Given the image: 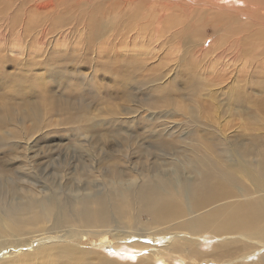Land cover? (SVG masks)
<instances>
[{
	"label": "bare ground",
	"instance_id": "bare-ground-1",
	"mask_svg": "<svg viewBox=\"0 0 264 264\" xmlns=\"http://www.w3.org/2000/svg\"><path fill=\"white\" fill-rule=\"evenodd\" d=\"M85 1L0 0V82L10 88V96L15 103L30 106L34 96L44 99V102L48 98L46 88L37 92L33 86L49 79L61 88L63 85V94L70 100L77 98L72 105L66 103L64 106L66 99L60 104L48 98L52 111L64 114L72 110L80 123L85 122L79 114L85 113L83 95L86 91L91 92L89 89L94 78L91 75L84 78L78 69L72 71L69 67L80 68V63H89L98 70L97 61L103 59L102 52L90 50L95 47L93 43L99 44V35L105 29L101 23L98 30V11L102 9L100 0L89 4ZM189 1L177 7L164 5L160 14L154 8H148V15L140 13V9L145 8L143 2L120 0V4H127L128 9H134L132 4L137 5L134 12H128L141 29L152 26V31L147 29L151 31L153 40L158 39L156 35L161 34H157L161 28L157 30L155 25L159 23L149 21V18H168V28L175 20L173 18L183 21L193 10L212 19L202 27H212L216 32L222 30L226 35L229 32L238 34L237 28H242L239 33L243 36L223 43L230 46L229 54L237 50L235 67L231 65L228 71L227 64H223L227 56L220 53V49L217 61H214L220 63L216 69L212 64H208V70L201 66L204 79L217 82L213 85L218 86V90L201 88L207 90L205 95L210 102L206 108L200 107L198 114L206 113L207 108L218 110L215 94L223 84L226 88L229 86L228 111L225 117L210 113V117H214L213 124L221 127L222 121L246 113L250 109L244 104L252 100L255 112L248 118L255 122L264 121V0H227L230 2L226 7L219 6L217 0L212 3L197 0L196 4ZM240 7L246 8L247 13ZM223 11L234 13V24L230 22L231 15L225 17ZM70 12H76V18H83L85 23L76 29L79 36L78 41L74 39L73 49L78 53L67 56L63 50L69 47L68 40L72 35L69 32L75 30L70 26ZM238 17H244L246 21L241 22ZM177 21L172 24L174 29L175 25L182 24ZM137 25L134 29L139 30ZM82 29L85 33L81 35ZM209 31L211 29H206L205 34L210 35ZM108 39L103 45L113 46L112 36ZM137 43L129 55L141 61L146 55L147 44L140 46ZM203 43H191L183 56L188 49L203 46ZM113 47L109 54H115ZM101 50L104 54L105 50ZM89 51L94 52L93 57L88 56ZM6 53L13 55L17 67L15 74L9 76L2 71L8 61ZM258 53H261L258 59L250 58ZM168 62L159 67L160 72L154 69L150 73L152 75L144 79L142 85L151 83L152 90L161 95L154 96L156 99L149 96L150 100L142 101V106L148 110L180 109L187 114L189 121L193 118L191 121L197 122L198 116L193 117L195 110L184 109L181 104L174 105L169 92L172 90L162 88L158 83L162 73L167 74L171 69L166 67ZM102 66L111 71L108 64ZM189 72L183 71L184 76ZM216 73L219 74L213 76ZM113 77L129 86L136 84L131 72H114ZM252 78L261 79L253 90L255 96L258 94L257 98L245 94ZM190 87L192 95L196 86L193 83ZM131 98L133 96L128 94V99ZM36 106L34 102L29 112L24 109L27 118L26 112H31L34 125L41 116ZM17 117L13 120L11 116L0 114V127L18 124L20 129L24 115L21 119L19 114ZM75 122L76 118L72 116L67 120L71 125ZM20 132L21 136L26 134ZM150 132L154 141L151 148L141 147L133 141L128 130L104 132L103 137H112L117 144L115 148L120 147L102 152L103 160L94 156L92 144L83 147V156L87 159L81 166L87 179H80L78 169L69 170L68 166L73 163L60 165L53 177L45 175L48 166L36 165L30 160V163L24 161L23 166H12L9 162L0 164V264H264V130H246L243 134L242 130L230 133L228 130H190L186 138L188 142L165 137L162 130ZM18 135V132L13 134L14 137ZM151 155L153 162L149 159ZM131 157L145 168L135 170ZM11 169H16L15 176L7 174ZM130 171H136L135 175L128 177Z\"/></svg>",
	"mask_w": 264,
	"mask_h": 264
},
{
	"label": "rangeland",
	"instance_id": "rangeland-1",
	"mask_svg": "<svg viewBox=\"0 0 264 264\" xmlns=\"http://www.w3.org/2000/svg\"><path fill=\"white\" fill-rule=\"evenodd\" d=\"M139 1L140 0H135V2H139ZM185 1H189V0H142L139 3L141 4L143 2V7L145 8L140 9V13L144 15H148L147 9L154 8L160 14L162 7L164 5H168L172 7H175V5L176 7L183 6V3H185ZM213 1L214 0H209L208 2L212 3ZM5 2L6 1H4L3 3ZM85 2L89 4L92 3L93 0H86ZM189 2L196 4L198 1L195 0ZM229 2L230 1L227 0H217L216 3L221 7H226L227 3ZM99 3L102 6V9L98 11V16L100 17L97 21L98 30L99 27H101V23H102V28L105 29H103L102 35H99L98 33L100 38L99 44L97 45L96 43H93L95 47L93 46L92 50H90L93 51L95 49L96 51H98L97 53H100V51L102 52L103 59L97 61L99 66L98 70L97 69L94 70L95 67H92L89 63L86 65L80 63L79 65L80 68H74L71 66L69 67V69H71L72 71L73 69L74 70L78 69L79 73L81 75H84V78L88 77L89 75H91L94 78L92 87L91 89H89L91 90V92L88 93V91H86V94L84 93L83 95L84 98L83 102L85 103V113L83 115L79 114L83 116V118H85V122L80 123L79 118L74 112H72V110L71 111L69 110L68 113H64V114H61V112L52 111L51 103L49 100H47L48 98L56 100L60 104L64 103L66 99L67 101H65V103L62 104L63 106L67 105L68 103L72 105L73 102L77 101V98L70 100V98L66 97L63 94V89H64L63 85L61 88L56 83L48 79L46 81H41V85L39 86H33V88L37 92L42 90L43 87H45L46 96H48V98L44 102H43L44 99H38L36 98V96L33 97L34 100L32 99V102L33 103L35 102V104L38 105L36 107L40 110V114H41L40 119L38 120L34 119L36 123L34 125V123L32 124L31 122V118H32L30 117L31 112L28 113L29 108L32 106L33 103L30 102L31 104L30 106L25 105L24 103L23 104L15 103L12 97L10 96V88L1 84L0 82V108H1L0 114L4 115L5 117L11 116L13 120L14 119L17 120L18 114L20 119L24 115L23 118L24 121H22L23 123L20 122L21 125L23 124L22 127H20V129H18L19 127L18 124H8L6 126L2 124L3 126L0 127V138H2V141H0V164L10 163L9 165L12 164V166L13 165L23 166L25 162H29L30 160L31 163H34L36 165L41 164L48 166L47 173L45 175L47 177H53V174L58 173L57 169L60 165H63L65 163H73L71 166H68L69 170L78 169V172L80 173L79 177L80 179H82L85 177L81 165L83 164V160L86 161L87 159L86 157H84L85 154L83 151V147H88L89 144L90 145L92 144L91 146L93 147V151H94L93 154L94 156H97L99 160L102 159L101 157L102 152L105 153L106 150L111 151L114 149H118L120 147L119 146L118 148H115L117 144L115 140L112 139V137L111 138L103 137L104 136L103 133L106 131L108 132V130L110 131L121 130L122 132H124V130H128V135H130V137H133L134 139L133 141H137V144L141 145V147L145 146L146 148L147 147L151 148L150 145L154 144L150 132L151 130H162L163 132L165 131L164 132L165 137L168 138L176 137L182 140L183 142H188L186 138H188L187 133H189L190 130H226V131L228 130V133L233 132L234 130H242V134L245 133L246 130H264V121L262 119H260L261 122H255L252 119L248 118L249 115H254L253 111L255 112L254 110L255 103L253 102L251 97L250 100L252 101L250 103L246 102L244 104V106L250 109L251 111L247 110L246 113H241V115L239 113L238 115H240L241 117L235 115L232 118L230 117L227 121L226 120L222 121L221 123L223 125H221V127L211 122L212 120H214V117H210V113H215L216 117L226 116V113L228 111L227 105H229L228 85L226 88L223 84H220L219 86L220 90L215 94V99L216 102L218 103L217 111H210L212 109L209 110L207 108L206 109L207 114L205 112H203L205 114L202 113V115L198 114L200 107L206 108L210 102L208 97L205 95V91L207 90L205 89L201 90V88L209 87L211 89L215 88L218 90V86L213 85V83H217V82H213L214 80L204 79L205 76L203 75L204 71L202 69L203 65L206 66L205 68L207 70H208V64L209 65L212 64L213 67L216 69V66H218V64L220 63L214 61H217L216 60L217 59L216 56L218 54L217 51L220 49L221 51L219 52L220 53L223 52L227 56L226 63L223 62V64H227L226 68H228V71L231 65L235 67L236 58L238 57V55H236L237 50L231 55L229 54L230 46L227 43L226 44L223 43L227 40L234 41L238 37L243 36L244 34L239 33L240 29L242 28L237 26L238 28L236 31L238 32V34H235V32L233 33L229 32L228 33L229 35H226L222 30L216 32L212 30V27L209 26L202 27L205 23L209 21L210 16H208L207 14H204L205 16L204 15L200 16V13H198L197 10L196 11L193 10V12H190V14L187 17H185L183 21H177L176 18L172 19V20L175 19L179 24L182 23L180 25H175V29L172 27V24L175 20L171 23V25L169 23L170 27L167 28L168 18L162 16H160L161 18H156V19L149 18L150 19L149 21L159 23L158 26L155 25L157 30L161 28L157 33V34L159 33L161 34L156 35L158 39L153 40L152 36L150 35L152 31V26L151 25L147 26L148 29L151 31H149L147 27L144 30L141 29L139 23L135 22L134 21L135 18H133L130 12H128V11L134 12L135 9L137 8V5L132 4L134 9H128V5L127 4L121 5L120 0H100ZM240 8H242L247 13L246 8L244 7H240ZM247 8L250 9L251 6H247ZM223 12L225 17L227 16V14L231 15L230 22L234 24L233 22V20L235 19L234 13L232 11H223ZM75 14L76 12L74 13L70 12V17H71L70 26L75 30L72 29V31L69 32L72 33L71 37L68 40L69 47L68 49L63 50L64 52H66L67 56H69L70 54L78 53V51H75L73 49L74 47L73 44H74V39H77L76 41H78L77 36H79V33L77 32L76 29H80V24L82 25L83 18L78 19L76 18ZM82 15L84 17L87 16L84 13H82ZM188 17L190 18L188 19ZM238 18H239L238 20L241 22L246 21L244 17H238ZM137 20L141 21V18H138ZM198 21H202V22L200 23ZM210 21H212V19H210ZM133 24L135 26L131 27ZM136 25L137 28H140L139 30L134 29L136 28ZM197 25H199V27ZM209 25L212 26L213 24L210 23ZM206 29H211V31H209L210 35L205 34ZM164 30L166 33L164 32L163 34ZM140 31L141 33H137ZM84 33L85 32L82 29L81 35ZM135 33H137L139 36ZM115 35L117 37H114ZM148 35H150V37ZM109 36H112V41H113L112 45L115 47L111 45L105 47L103 45L104 40H108V41L110 40L108 39ZM137 38L139 39L137 40ZM200 41L202 42L204 41L203 46L198 45L194 47L192 50L188 49L187 50L188 52L185 54L186 56L185 57L183 56L184 53L186 52V48H188V45H191V43L193 44V42L194 43L197 42L198 44ZM136 42H138L137 44L140 46L147 44L145 46L146 55H144V58H142L141 61H139V58L135 57L134 59V57L129 55L132 52V47L133 50L135 46L137 47ZM249 46L252 45L249 44ZM112 47L115 52L114 55L109 54V52L112 51ZM31 48H33V46ZM90 48H91V44H90ZM101 48L105 50L104 54ZM85 50L87 49L85 48ZM90 51L88 52V54H90L88 56L93 57L94 52L92 53ZM7 53H6V57L8 58L7 59L8 61L5 65V68H3L2 71L5 75L9 76L15 74L17 67L15 66V62L13 61L15 60L13 59L14 58L13 55H8ZM260 56L261 53L253 54L250 58L256 60ZM167 61L169 62L166 67L171 69L167 74L165 72L162 73V79L158 83L161 87L162 86L165 88L168 87L169 90H172L169 92H170V97L173 98L172 102L174 103V105L177 104L184 105V109H187V107L191 109L193 108L196 112L193 114V117L198 116L196 117L197 122H192L191 120L193 118L190 119L189 121L188 118L186 117L187 114L184 111H181L180 109H176V111H170L169 108L168 109L160 108L161 110L160 109L148 110L145 105L142 106V101L145 100V102H147L150 100L149 96L154 98V96L157 97L161 95L155 92L154 90H152L151 83L146 84L147 86L142 85V83H144V79H146L149 76V74L154 71V69L160 72L159 71L160 68L163 67L162 64ZM72 63L73 62H71V64ZM104 63L108 64L111 67L112 72L109 71L108 69L105 68L103 69V67H105L102 66ZM157 65L159 66L157 67ZM219 69L220 66L217 70ZM217 70L215 72H218ZM239 70L241 71V69ZM121 71L122 74H128L130 72L133 73V76L135 78L133 82H136V84L129 86L128 83H126L123 80L117 81L113 79L114 78L113 73L121 72ZM183 71H190V72L185 74L184 76ZM189 74L190 76L188 77ZM218 74L219 73L213 74V76ZM243 75L246 76L247 74L243 73ZM220 79L224 80L223 78ZM260 80L261 79L252 78L250 86H247L246 88L247 90L245 91V94L257 98L258 94L256 93L255 96V92H253V90L254 91L256 90L257 86L255 85ZM193 83L196 86V89L193 90L195 93L194 94L192 93L191 95L190 85L192 86ZM150 86L151 88L149 89ZM128 94L133 96V98L128 99ZM133 100L136 101L137 103L135 104L134 102H132ZM151 100L154 101L153 99ZM170 108L173 109V107ZM5 109H7V111ZM18 109L21 110L18 111ZM24 109L28 111L26 113L29 115V118L25 116ZM1 110L6 111V113L5 112L3 113ZM15 110L17 112H15ZM8 111L9 113H11V115L8 113ZM70 116L76 118V122L72 125L70 123H67V120ZM33 125L35 126L34 130H32ZM20 131H23V133L26 134H22L21 136ZM27 131L28 132L30 131L31 133L30 132L27 133ZM15 132H18L19 134L17 136L18 138L13 136ZM104 140H106L105 143L106 145L104 144ZM152 157L153 155L149 156V159L150 161L153 162L154 158ZM131 159L133 161L132 164L135 163L136 165L135 170L141 171L143 168H145L142 163H139L136 160V158L131 157L130 160ZM51 164H53V167L54 166L55 167L53 168ZM15 170L16 169H11L10 171H7V174L9 173V175L12 174L11 176H15ZM38 172L39 171L37 170L36 173ZM129 173L130 176L128 175V177H131L132 175H135L136 171L134 172L130 171Z\"/></svg>",
	"mask_w": 264,
	"mask_h": 264
}]
</instances>
